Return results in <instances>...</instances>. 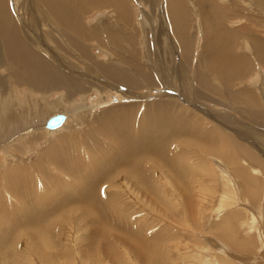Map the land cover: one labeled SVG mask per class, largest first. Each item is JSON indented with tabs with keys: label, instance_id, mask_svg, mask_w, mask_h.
I'll return each mask as SVG.
<instances>
[{
	"label": "rangeland",
	"instance_id": "obj_1",
	"mask_svg": "<svg viewBox=\"0 0 264 264\" xmlns=\"http://www.w3.org/2000/svg\"><path fill=\"white\" fill-rule=\"evenodd\" d=\"M192 6L191 12L194 15L195 11ZM226 6L234 9V13L225 17L229 19L227 26L230 29L240 30L243 27L245 34L241 35L251 45V41L253 43L257 41L256 38L264 39V0H226ZM93 14L90 15L89 22L98 17L97 13ZM165 20L162 15L161 22L165 27L164 39L162 38L164 47L163 41L159 40L162 49H159L161 53L157 54L160 55L159 66L161 65L164 69V78L157 75L154 86L150 87L145 82L140 84L141 88H130V86L114 82H111L114 83L111 85L102 82V87H104L102 92L99 93V90L96 89L95 92L85 95L83 98L78 97L73 100V103L80 105V109L64 110L62 109L64 106H61L62 112H54L67 115L69 125H71L69 132L64 131L65 128L50 132L52 130L46 129L44 126L46 122L42 121L40 125H34L35 127L29 124L24 126V131L8 137L7 139L11 137L13 139L2 143L6 151L0 150V157H3L1 161L6 160L5 164L10 166H26V170H29L30 173L24 180L25 189H19V196L8 194L4 187L6 184L0 185L1 188H4V199H0V201H4L3 208L0 210V264H151L140 253L141 246L144 244L148 246V249L160 250L163 253L164 264H264L263 61L257 60L256 55L252 54L251 46L244 54L250 55L252 69L243 74V80L241 82H237V79L228 80L222 75L220 78L219 73H216L209 63L202 62L199 40L193 44L189 53L190 57L185 58L179 45H176L174 38L170 37V27L166 25ZM193 23L195 26L198 24L196 20ZM97 25L98 23H91L92 27ZM251 32L256 35V38ZM196 34L199 36V29L193 31L195 38ZM243 37L235 41L236 50ZM91 43L102 60L106 57V59H110L107 53L105 55L104 51L102 52L100 47L96 46L95 40ZM138 48L142 49V46ZM143 53L144 57L140 58L138 63L145 67L148 61ZM151 57L154 58L151 55L149 59ZM171 64L175 67H171ZM198 66L207 72L211 82L214 81L220 87L222 94H225L224 99H219L216 95L209 99L211 94L200 88L196 79V71H199V69L196 70ZM148 67L149 69L153 68L150 62ZM165 72L168 73L165 74ZM172 72H175L172 77L173 82L169 76ZM178 73L180 75H177ZM259 75L261 78L254 85V79L256 80ZM179 76L181 77L179 78ZM176 79L177 81H175ZM226 82L227 84H225ZM247 87L255 88L256 95L263 103L262 109L258 111L248 109L247 104L235 97L231 98L227 94L228 91L231 93L235 90H246ZM6 89H8L6 93H13L12 85L8 81ZM187 89L191 90L189 97L185 94ZM130 90L133 95L129 94ZM17 93L19 94V92ZM205 96L208 99H204ZM28 97L29 95H24L23 99L27 106ZM56 97L57 95L50 94L47 101L41 99L40 110H42L43 102H53ZM167 99L177 103H175L177 110L174 109L176 114L180 115L179 113L183 110H187L189 113L184 112V114L189 116L196 113L199 117L207 119L210 124L219 127L234 139L245 144L259 157L261 156L259 159L263 162V167L258 166L254 171L252 169L254 174L259 171L256 174L259 173V179L261 178V182L259 181L261 188H259L256 198L244 191L242 178L237 175L235 167L223 157L218 154L206 153L199 146L184 145H179L178 149H173L171 152L177 154L181 160L182 157L185 158L183 163L180 160L179 166L173 165L175 168H172V165L170 167L164 159L156 160V157L153 158L154 154L150 153L149 159L154 162L148 163L144 168L147 170L148 177L145 178L147 180L145 183H147L148 189L146 188L147 191L136 195L131 189L134 187L133 183L125 184L127 180H131L130 168L125 163L124 153L118 149H111L113 146L110 145L106 149L103 148L102 146L108 144V139L103 136H98L96 145H92V147L91 141L96 134L91 136L89 133L85 137L84 133L87 131L85 124L88 123L87 126L90 127L97 113L115 108V114H117L121 106L123 109L126 108L120 111L123 113L126 112L128 103L132 104L131 102L137 104L138 108L136 107V109L141 111V105L147 102L161 100L167 102ZM237 101L241 104H236ZM216 112H220L221 115L228 114V117L218 115V118L214 117ZM140 113L138 112L137 115ZM74 132L77 134L73 135V140L72 138L70 140L73 145L66 146V149L67 153L74 151L78 144L86 149L83 152L85 155L81 154L75 159L77 162L74 163L80 177L75 176L76 173L68 174L59 167H54V164L46 162L49 158L44 160L46 159L45 152L50 153L51 151L49 145L52 140H59L58 137L65 133L71 136V133ZM182 135L186 138L194 134L188 135V132L183 131ZM88 143L90 146L87 145ZM97 145L99 146L96 147ZM231 149L232 146L229 145L227 151ZM7 157L9 159H6ZM37 163H43V168L46 169H39L36 167ZM33 165L36 166L32 167ZM188 166L191 168L189 172L186 171ZM246 166L247 164L239 166V168ZM36 168L39 170L37 171ZM83 172L89 183L87 198L93 189L97 195L98 186L102 184L99 190L100 200L96 198L94 203L96 206L93 207V210L85 207L88 206L86 203L91 204L95 199L89 197L85 201L82 198L86 191L84 180L80 181ZM175 174L177 175L175 176ZM140 180H142V175ZM228 180H231V194L227 193L230 188L227 185ZM200 190L203 195L199 199ZM29 196L35 201L28 200ZM222 198H226L227 204L223 202ZM219 204H224V206L221 207ZM228 211L240 212L239 217L235 218L230 227L231 230H234L235 240L240 242L236 243L237 246L233 245L217 226L222 216ZM36 228L45 231V233L50 232L51 235L54 233L55 236L52 235L53 249L45 250L43 249L44 244L37 243L39 239L36 237ZM1 229L5 230L4 233ZM136 243L138 244L135 245ZM150 245L152 246L150 247Z\"/></svg>",
	"mask_w": 264,
	"mask_h": 264
},
{
	"label": "bare ground",
	"instance_id": "obj_2",
	"mask_svg": "<svg viewBox=\"0 0 264 264\" xmlns=\"http://www.w3.org/2000/svg\"><path fill=\"white\" fill-rule=\"evenodd\" d=\"M191 5H193L192 9L195 11L194 15L191 12ZM93 13H97L98 17L89 22L88 19ZM232 13H234V9L226 6V0H0V150L6 151L2 143L13 139V137L7 139L8 137L24 131V126L28 124L33 127L45 121L46 123L43 124L46 129L52 130L50 132L60 131L63 128H65L64 131L69 132L71 125H69L65 113L66 118L58 127L47 128L48 120L57 114L54 112H62L60 110L61 106H64L62 108L64 110L80 109V105L73 103V100L78 97L83 98L85 95L95 92L96 89L99 90V93L102 92L104 88L102 82L108 83V85L116 83L130 86V88H141L140 84L145 82L150 87L154 86L157 75L164 78V69L161 65L159 66L160 55H157L161 53L160 50L162 49L159 40H162L163 33H165V27L162 26L164 24L161 22L162 15L166 19V25L170 27V37L174 38L176 45H179L185 58L190 57L189 53L193 48V44L199 40L198 45L200 46V53L202 52V62L209 63L210 67L216 73H219L220 78L222 75L225 79H237V82H241L243 74L252 69L250 55L244 54L251 46L252 54H255L257 60L263 61L264 64V39L256 38V35L251 32L257 40L255 43L251 41V45L242 36L245 34L243 27L240 30L237 28L230 29L227 26V20L229 19L225 17ZM193 18L195 19L193 20ZM195 20L198 22L196 26L193 23ZM91 23H98V25L92 27ZM198 29L200 34L199 36L196 34L195 38L193 31ZM241 37H243V40L240 41L236 50L235 41ZM93 40L97 42L96 46L100 47L105 55L107 53L110 56V59H106V57L102 60L100 58L93 49L94 46L91 43ZM140 46L143 50L138 48ZM143 51L145 52L143 53ZM142 53L145 54L147 63L150 62L152 69H149L150 65L148 67V64L143 67L138 63L140 58L144 57ZM151 55L154 58L149 59ZM156 67L157 71L155 72ZM171 67L174 68L175 66L172 65ZM198 69L199 71H196L197 83L201 89L211 94L209 99H212L215 95L219 99H224L225 94H222L220 87L214 81L211 82L208 79V74L204 69L200 66L196 70ZM167 73L165 72V74ZM174 73L172 72L169 75L172 82ZM137 75H139L138 78ZM259 78H261L260 75L256 80L254 79V85L259 81ZM7 81L11 83L13 93H6L8 90L6 89ZM130 91L128 93L133 95L132 90ZM186 92L185 94L189 97L191 90L187 89ZM228 92L227 94L231 98L235 97V99H240L242 103L247 104L248 109L250 108L253 111L262 109L263 103L256 95L255 88L249 89L247 87L246 90ZM50 94L57 95L56 99L53 102H43L42 110H40L39 103H41V99L47 101ZM24 95H29L28 106L23 100ZM204 99H208V97L205 96ZM167 100V102L162 100L147 102L141 105L140 108L143 109L141 111L136 109L137 104L131 102L132 104L128 103L126 112H123L124 114L120 112L126 109H123L122 106L117 114H115V108L97 113L90 127L87 126L88 123L85 124L87 128L84 133L85 137L89 133L91 136L94 133L96 134L93 141H91L92 147V145H96L97 137L103 136L108 139V144L102 146L103 148L106 149L110 145L113 146L111 149H118L124 153L125 163L130 168L131 180H127L125 184H131L132 182L134 187H131V189L136 195H138L137 193H144L143 191L148 189V185L145 183L147 181L145 178L148 177L147 170L144 168L153 161L149 159L150 153L154 154L153 158L156 157V160L158 158L164 159L170 167L172 165V168H175L173 165L179 166V162L180 164L181 161L183 163L185 158L182 157L181 160L177 154L171 152L173 149H178L179 145H184L189 147L199 146L206 153L218 154L223 157L235 167L237 175L242 178L244 191L256 198L259 188H261L259 183L261 178L259 179V173L256 174L259 171L255 174L253 171L258 166L263 167V162L259 159L261 156L259 157L255 151L245 144L234 139L233 136L225 133L219 127L210 124L207 119L199 117L196 113L189 116L184 114V112H189L183 110L179 113L180 115L176 114L174 112V109L177 110L176 102L170 101V99ZM125 104L127 105V103ZM236 104L241 103L237 101ZM138 112L141 113L137 115ZM211 114L213 115V112ZM217 115L222 117L228 114L221 115L220 112H216L214 117H217ZM183 131L188 132V135L190 133L194 135L184 138L182 137ZM76 134L74 132L70 136L65 133L58 137L59 140H52L49 145L51 151L50 153L45 152L46 159L44 160L49 158L46 162L54 164V167H59L68 174L76 173L75 176L80 177L74 163L77 162L75 159L84 154L83 152L86 149H83L81 144L75 146L74 151L67 153L66 149V146L73 145L70 140L71 138L73 140V135ZM229 145L232 146V149L227 151ZM74 154L75 156H73ZM2 158L1 156L0 185L2 183L6 184L4 187L7 189L8 194H13L15 197L19 196V189H25L24 180L29 176L30 171L26 170V166L6 165V160L1 161ZM6 159H9V157ZM245 164H247L246 167L239 168V166H245ZM36 167L42 170L46 169L43 168V163H39ZM38 168H36L37 171ZM190 169V166L186 167V171L189 172ZM186 171L184 169V172ZM141 175L142 180H140ZM83 180L86 191L83 193L82 198L85 201L89 197L95 199L91 204L86 203L88 206L85 208L89 207L88 209L93 210V207L96 206L94 204L96 198L100 200L99 190L102 184L98 186L97 195L93 189L87 198L89 183L84 172L80 181L83 182ZM183 180L185 179L183 178ZM228 181L227 185L230 187L231 180ZM191 183L193 185V182ZM230 189L231 187L227 191L229 194H231ZM202 195L203 192L200 190L198 198H201ZM0 199H4V188H1V186ZM222 199L227 204L226 198ZM28 200L35 201L30 196ZM3 204L4 201H0V210L3 208ZM219 205L224 206V204ZM239 214L238 211H228L224 215L222 214V219L218 223L219 225L217 224L218 229L236 246V243L240 242L235 240L234 230H231L230 227L235 218L239 217ZM35 232L37 239H39L37 243L44 244L43 249L47 250L54 247L52 236L54 233L51 235L50 232L45 233V231L37 228ZM222 237L224 236L222 235ZM135 245L133 246L134 249ZM144 246L146 245L144 244ZM144 246H141L140 253L148 263L164 264L163 253L160 250L148 249V246L144 249ZM165 256L167 257V255Z\"/></svg>",
	"mask_w": 264,
	"mask_h": 264
},
{
	"label": "water",
	"instance_id": "obj_3",
	"mask_svg": "<svg viewBox=\"0 0 264 264\" xmlns=\"http://www.w3.org/2000/svg\"><path fill=\"white\" fill-rule=\"evenodd\" d=\"M66 116L64 114H56L52 116L47 122V128H55L63 123Z\"/></svg>",
	"mask_w": 264,
	"mask_h": 264
}]
</instances>
